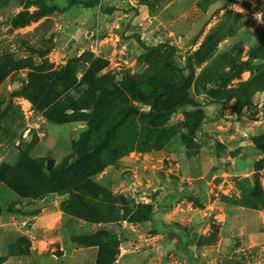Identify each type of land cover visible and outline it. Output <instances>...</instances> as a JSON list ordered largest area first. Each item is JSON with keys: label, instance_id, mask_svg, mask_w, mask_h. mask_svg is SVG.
I'll return each mask as SVG.
<instances>
[{"label": "rangeland", "instance_id": "1", "mask_svg": "<svg viewBox=\"0 0 264 264\" xmlns=\"http://www.w3.org/2000/svg\"><path fill=\"white\" fill-rule=\"evenodd\" d=\"M78 1L101 6L45 15L38 0H0V264H189L176 225L198 264H264V0ZM168 50L190 86L162 103L201 110L156 117L144 102L176 78ZM90 55L100 71L83 83ZM70 64L77 83L25 91ZM58 103L69 109L53 116ZM94 105L97 115L78 109ZM203 117L217 121L200 127ZM90 125L100 141L113 129L109 164L67 189L58 174ZM247 157L250 172L234 164ZM149 206L170 226L147 228L152 242L123 230L148 224Z\"/></svg>", "mask_w": 264, "mask_h": 264}, {"label": "trees", "instance_id": "2", "mask_svg": "<svg viewBox=\"0 0 264 264\" xmlns=\"http://www.w3.org/2000/svg\"><path fill=\"white\" fill-rule=\"evenodd\" d=\"M49 1L50 0H38V4L41 7V12L45 15L53 14V13L65 14V13L69 12L70 9L74 6L83 7L86 10L94 9L98 6H101L98 1H93V2L88 3V2H84V1L82 2V1H78V0H71L67 7L62 8L58 5H50ZM104 13L106 15H113L115 13V10L106 8L104 10ZM164 48L165 47H160L159 50H162ZM146 50L149 51L150 53H155L156 51H158V49H147V48H146ZM166 55H167L166 58H168V61L172 66V70H173V73H174L176 78L175 79L168 78V79L163 80L161 82L160 88L152 95L151 100L144 101V102L148 103L149 106H151V109H152L151 113H153V115H156V117H168L170 115L175 114L178 110H180L184 107L191 106L197 110H201L202 108H204L203 105H201L200 103L191 101L189 99H185V100H182L178 103H174L171 105H165L162 103V100L166 97V95L170 91L182 92V91H185L190 86V81L185 77L184 71L179 67L178 64H176L174 62L173 51L168 50ZM87 62L89 64V69H88V71H87V73L83 79V83H87L89 81V79L91 78V76L95 77L96 74L100 71V69L98 68L100 61L97 59H94L93 55L89 56V59H87ZM71 65L72 64H70V66L67 69L60 72L58 75H56L55 77H53L50 80L44 79L42 77H37L36 79L33 80L32 84H30L25 91H29V90L35 88L36 83H40L41 88L43 87L42 85H44V87H46V86L51 85L52 83H56V82H58V84H64V85H67L69 83L70 84L71 83L72 84L77 83V79L75 78V76L72 75L73 69H72ZM111 85H112V83L109 82L107 85H105V87H104L105 89H103V90L110 91L113 88V86H111ZM211 104L215 105L218 108V110H219L218 115L223 116V114L225 112L224 101L213 100V101H211ZM124 106L128 108L126 103ZM52 108L54 109L53 116H55V115L57 116V115L61 114L62 112H65V110L69 109V107L65 108L64 105L59 104V103L56 104ZM78 109L79 110H88L94 115L98 114L97 113L98 112V105L91 106L88 109H82L81 107H79ZM124 115H125V117H127L129 115V111L127 110V112H125ZM137 115H138V111H137L136 116ZM45 117L47 118V115H45ZM50 117H52V116H50ZM53 119H54L53 117H52V119L50 118V120L57 122ZM122 122H124V120H122ZM207 123H209V119L207 117H203L201 119L200 127H202L204 124H207ZM89 129H90V134H88V136H86L85 139L82 141L81 146L79 147V150L76 153L77 157L75 155V157L72 158L74 165L67 166L66 168L63 169L64 170L63 172H60L58 174L57 170L54 168L52 171H49L48 170V164H47V170H45L47 175H57V174L59 176L62 175L63 177H65L67 179L66 182H72V183L66 185V186H69V187H65L67 189H69L73 186L74 187L77 186V184H79L80 178H84V177L91 178V177L95 176L96 174H99L109 164V161H108V158L110 157L109 141L111 140L113 129L107 130L104 133H102L101 141H100V135L97 134V132H96L97 130H95V128H93L92 126H91V128L89 127ZM93 130H95L96 135H95V132ZM95 137L97 138V141H96ZM43 178H45V177H43ZM80 199H81L80 197H77L76 195H74V200H76V201L78 200V202L80 204H82ZM91 210L95 216H98V217L103 216L102 213L98 210V208H93ZM155 213H156V211L154 210L153 207H151V206L147 207V212H145L142 220H144L146 222H152L153 221V215ZM174 227H176L178 229H182L183 232L186 234V237L188 238V245H187L188 247H187V249H184V250H185L186 256L188 257L189 264H198V261H194L193 257L189 253L190 252L189 250L192 249L191 245H193V238L189 235L188 229L179 227L177 225ZM193 247H194V245H193Z\"/></svg>", "mask_w": 264, "mask_h": 264}, {"label": "crops", "instance_id": "3", "mask_svg": "<svg viewBox=\"0 0 264 264\" xmlns=\"http://www.w3.org/2000/svg\"><path fill=\"white\" fill-rule=\"evenodd\" d=\"M131 30V29H130ZM135 32H138L139 33V28L138 29H135ZM135 32H134V34H135ZM216 118H217V116H216ZM213 119H215V118H213ZM217 120H212L211 119V122H209V123H207L208 125L209 124H211V123H215ZM252 159L251 158H249L248 159V157H247V160H246V158L245 159H238V160H236V162L234 163L235 164V166H237V168H241L242 167V165H243V167L245 168V169H248V171L250 172L251 171V168L253 167V161H251ZM52 199H53V197H52ZM136 202V201H135ZM53 204H56V206H57V203H53ZM59 205V204H58ZM127 205L128 204H126V207H127ZM156 211V210H155ZM157 212V211H156ZM159 214L160 213H158L157 214V216H159ZM62 215H63V213L61 212V215L59 216L60 218L62 217ZM48 215H45L44 217H43V219H44V221L46 222V221H49V220H51V218L50 219H47L46 220V218H48L47 217ZM157 216H155L154 217V219H153V221L152 222H148V224H137V225H133V224H128V223H126V222H124L123 223V230L125 231V229H131L132 231H133V234H136V236L137 237H139V238H141V239H145L146 241H148V242H152V240H156V236H153L151 239H146V232H147V228H150V229H155V230H159V228L160 229H163L164 231H167V229H168V227H170V226H168V225H164L163 224V222H164V220H161V219H159V217H157ZM58 220H59V218H57ZM57 219H56V221H57ZM55 221V220H54ZM176 228V227H175ZM65 230V229H64ZM171 230H172V228H171ZM176 230V229H175ZM66 231H67V229H66ZM132 233V232H131ZM69 248H71V245H66V247H65V249H69ZM64 249V250H65Z\"/></svg>", "mask_w": 264, "mask_h": 264}, {"label": "built area", "instance_id": "4", "mask_svg": "<svg viewBox=\"0 0 264 264\" xmlns=\"http://www.w3.org/2000/svg\"><path fill=\"white\" fill-rule=\"evenodd\" d=\"M99 32L100 31H98V34H96V40H97L96 45L92 46V52H94L96 55L99 54V49H100V47L102 45V42L99 40ZM93 36H95V35H93Z\"/></svg>", "mask_w": 264, "mask_h": 264}, {"label": "water", "instance_id": "5", "mask_svg": "<svg viewBox=\"0 0 264 264\" xmlns=\"http://www.w3.org/2000/svg\"><path fill=\"white\" fill-rule=\"evenodd\" d=\"M53 168H54V163H53L52 161H49V162H48V170H49V171H52Z\"/></svg>", "mask_w": 264, "mask_h": 264}]
</instances>
